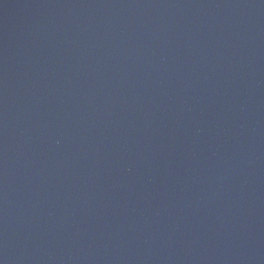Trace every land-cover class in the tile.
<instances>
[{
  "label": "water",
  "instance_id": "95a60500",
  "mask_svg": "<svg viewBox=\"0 0 264 264\" xmlns=\"http://www.w3.org/2000/svg\"><path fill=\"white\" fill-rule=\"evenodd\" d=\"M0 264H264V0H0Z\"/></svg>",
  "mask_w": 264,
  "mask_h": 264
}]
</instances>
